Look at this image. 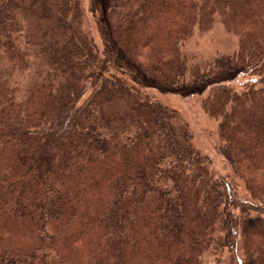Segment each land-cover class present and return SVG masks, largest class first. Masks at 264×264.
I'll list each match as a JSON object with an SVG mask.
<instances>
[{
  "label": "trees",
  "instance_id": "trees-1",
  "mask_svg": "<svg viewBox=\"0 0 264 264\" xmlns=\"http://www.w3.org/2000/svg\"><path fill=\"white\" fill-rule=\"evenodd\" d=\"M108 2L144 88L210 79L185 51L195 27L238 36L232 62L254 78L202 102L228 170L176 109L113 72L88 80L80 0H0V264H264V0Z\"/></svg>",
  "mask_w": 264,
  "mask_h": 264
},
{
  "label": "rangeland",
  "instance_id": "rangeland-1",
  "mask_svg": "<svg viewBox=\"0 0 264 264\" xmlns=\"http://www.w3.org/2000/svg\"><path fill=\"white\" fill-rule=\"evenodd\" d=\"M100 1V2H98ZM80 0L79 8L83 11L82 19L87 31L94 39L98 51V59L88 80L107 73H115L127 83L141 88L140 91L169 107L177 110L192 132V142L202 153L213 160L215 170L223 172L229 167L216 145L217 121L209 116L203 109L202 102L209 93L210 87L216 83H226L234 88L243 87V83L254 78L248 70L232 62V56L238 49V36L229 32L219 21L214 22L208 29L195 27L188 37L185 51L193 63L202 67V70L212 69L210 79L203 78L194 83L181 87L175 92H162L150 87H141L137 83L140 77L146 80L133 66L127 67L117 59L116 47L112 43L109 31L103 26L99 11H104L108 0ZM106 20L108 21L107 17ZM105 67V68H103ZM135 71L134 73L131 70ZM147 81V80H146ZM207 252L204 256L209 264H224L227 251L218 252L217 256Z\"/></svg>",
  "mask_w": 264,
  "mask_h": 264
}]
</instances>
